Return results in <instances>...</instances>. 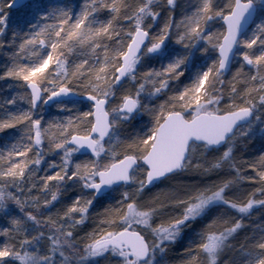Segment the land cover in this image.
<instances>
[{
    "label": "snow or ice",
    "instance_id": "snow-or-ice-1",
    "mask_svg": "<svg viewBox=\"0 0 264 264\" xmlns=\"http://www.w3.org/2000/svg\"><path fill=\"white\" fill-rule=\"evenodd\" d=\"M0 50V264H158L188 233L184 264H264V224L229 243L264 208V0H0Z\"/></svg>",
    "mask_w": 264,
    "mask_h": 264
},
{
    "label": "trees",
    "instance_id": "trees-1",
    "mask_svg": "<svg viewBox=\"0 0 264 264\" xmlns=\"http://www.w3.org/2000/svg\"><path fill=\"white\" fill-rule=\"evenodd\" d=\"M67 2L69 3L70 6L78 10V6L80 3H82V0H67ZM184 2L185 0H180L181 5H183ZM26 13H27V8H23V7L19 10H13V19L20 20L26 16ZM3 53H4V50H0V67H2L3 63L7 61V57H5ZM68 55L70 59H74L75 56L79 55V53L68 54ZM228 75L230 76L231 73H229ZM8 83H11V81H8ZM13 91H15V88H8L5 81L0 80V108L3 107L4 98L7 96H10ZM53 106L52 108H54ZM52 115L53 116H57V115L67 116L68 113L67 112L61 113L58 110L52 109ZM11 134L12 132L10 130H5L3 133H0V147H2L4 143L9 142L8 138L9 136H12ZM248 143L253 145V147L248 148V151L251 153V155L253 157L258 156L259 153L256 150L261 149V143H262L258 130L253 137L249 138ZM248 158H249L248 156H243L240 154L237 155V159H248ZM248 171L249 173H251V170H248ZM182 180H183V177L181 176L177 178L176 182L179 183ZM258 186H259L258 184H244L242 185V188L247 189L248 191H251L253 187H258ZM160 187H163V185H161ZM150 193H155V190L151 189ZM63 195L66 197H70L71 192L70 193L66 192L65 194L63 193ZM145 195L147 196L149 195V193H146ZM255 198L262 199L264 197L256 196ZM67 200H61L59 204H56V206L54 207V210H59L63 206L67 205V202H68ZM99 211H101L100 207H96L92 209V214L89 215L86 223L82 226V230L80 229L77 230V237H76L77 239L80 236L84 235V233L90 232L96 226L95 225L96 217L94 214ZM7 219L8 217L6 216H0V228L7 227V224H6ZM260 221L264 222V208L254 206L253 209L251 210V215L248 217H245L244 223L246 227L238 231V233L235 234V238L231 240L229 243L235 244L237 247L240 244H245L246 246L249 244H252L253 240L245 239L246 237L253 235V229L249 225H255L257 229H259V227L262 225V224L260 225ZM193 235H194L193 233H188L184 236L183 239H180L176 243L169 245L168 250L163 255L162 261L160 262V264H184V262L188 260V257L183 254V250L188 247L189 240L193 238ZM259 235H260V232L257 230L255 232V236L258 238ZM3 240H4V236L0 234V242H2ZM242 255H243L242 253H238L236 249H233L232 251L228 253V255L223 257V259L221 260V264H224L225 260L230 259L233 256L236 258L237 261H241ZM101 263L102 264H117L116 260L113 259L111 256H103L101 258ZM241 264H242V261H241Z\"/></svg>",
    "mask_w": 264,
    "mask_h": 264
},
{
    "label": "rangeland",
    "instance_id": "rangeland-1",
    "mask_svg": "<svg viewBox=\"0 0 264 264\" xmlns=\"http://www.w3.org/2000/svg\"><path fill=\"white\" fill-rule=\"evenodd\" d=\"M5 63V62H4ZM4 63H3V65H4ZM54 108H52L53 110L55 109V110H57L56 109V107H55V105L53 106ZM11 135H13V133L11 134ZM48 159H50V160H52V159H57L55 156H49L48 157ZM59 161L57 160V163H58ZM45 167H46V165H45ZM53 188H55V186H53ZM155 190V192H156V190L157 189H154ZM67 193H70V192H67ZM65 194V193H64ZM71 197V196H70ZM68 202H67V204H70L71 203V199H69V200H67ZM57 210H54V208H52L51 209V212L52 213H55ZM45 215H48V213H45ZM0 216H3L2 214H0ZM264 222H262V221H260V225L261 224H263ZM103 256H101V257H99V258H96L95 260H94V262H93V264H102L101 263V258H102ZM157 258H158V264H160V262L162 261V257H160L159 256V254H157ZM117 262V261H116Z\"/></svg>",
    "mask_w": 264,
    "mask_h": 264
},
{
    "label": "water",
    "instance_id": "water-1",
    "mask_svg": "<svg viewBox=\"0 0 264 264\" xmlns=\"http://www.w3.org/2000/svg\"><path fill=\"white\" fill-rule=\"evenodd\" d=\"M19 3H24V0H18ZM20 7L16 8L19 9Z\"/></svg>",
    "mask_w": 264,
    "mask_h": 264
}]
</instances>
